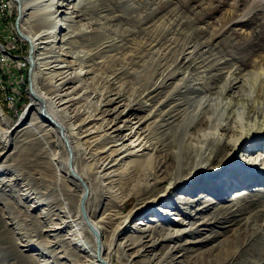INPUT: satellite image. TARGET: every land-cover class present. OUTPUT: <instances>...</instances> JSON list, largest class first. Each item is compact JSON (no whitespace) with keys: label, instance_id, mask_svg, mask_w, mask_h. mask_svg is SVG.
<instances>
[{"label":"rangeland","instance_id":"rangeland-1","mask_svg":"<svg viewBox=\"0 0 264 264\" xmlns=\"http://www.w3.org/2000/svg\"><path fill=\"white\" fill-rule=\"evenodd\" d=\"M20 2L0 0L8 9L2 20L12 28H6L7 39L14 43V47L0 48V60L15 66V70H9L6 65L5 70L0 65V264H81L85 251L79 249L70 228H50L58 225L56 216L64 208L73 213L78 210L86 188L90 195L85 205L80 201V211L83 218L85 210L100 223L104 257L112 243L111 264H264V237L263 243L259 235L252 243L245 241L250 230L243 229L245 218L251 215L256 218L254 228L264 227V178L244 179L225 187L220 178L196 173L189 183L178 182L168 199L142 206L170 179L176 182L187 174L176 129L165 127L163 134H158L155 124L152 127L171 104V94L181 90V74L153 91L151 106L135 103L114 119L115 126L132 117L143 121L141 129L155 145L149 164L138 165L131 157L119 160L123 154L120 151L102 152L106 144L102 139L79 144L73 135L74 128L88 119L87 126H101L96 114L102 94L120 92L133 98L139 84L146 92L151 85L143 83L144 76L169 45H188L187 50L192 46L197 66L214 64L207 75L218 71V62L209 63L213 58L237 61L249 52L263 51L264 0H95V9L83 1L72 17L61 20L65 24L57 29L67 26L70 31L64 42L62 34L66 30L57 32L52 44L61 64H66L61 75L73 74L79 67L83 70L77 81L64 85L73 88L71 96L75 99L65 111L57 112V119L65 127L72 147L71 164L83 181L57 170L58 160L64 164L68 161L71 169L68 144L30 101L31 86L49 97L56 91L43 79L40 61L35 60L33 65L30 62L32 46L22 35L28 28L18 26ZM0 46H6V38H0ZM180 52L178 49L175 54ZM28 54L30 63L25 67ZM201 70H196L198 76ZM11 81L25 85L26 100L21 105L17 103V88L9 85ZM9 95L13 96L11 104ZM155 108L158 110L150 115ZM253 149L250 155L264 156L263 142L258 141ZM110 159H117V163L110 168L111 174L103 177L102 162ZM180 166L182 173L178 172ZM167 203L184 220L186 229L190 228L187 233L166 238L173 223L148 220L153 207ZM123 221L125 229L117 235ZM138 228L145 231L139 232ZM144 235L145 242L137 244L136 239ZM95 239L98 241L97 235Z\"/></svg>","mask_w":264,"mask_h":264},{"label":"bare ground","instance_id":"bare-ground-1","mask_svg":"<svg viewBox=\"0 0 264 264\" xmlns=\"http://www.w3.org/2000/svg\"><path fill=\"white\" fill-rule=\"evenodd\" d=\"M18 1H21L18 26L26 25L25 29L28 28V30L26 34L22 33V35L29 40L32 46L30 62L33 65L35 60L40 61L43 79L56 91L53 97H49L36 86H31L30 101L37 106L41 114L46 116V122L58 134L57 136L64 138L68 144L70 153L67 150V155L70 156L71 169L67 166L68 161L64 164L58 160L55 163L58 166L57 170L64 171L69 178L83 181L71 164L73 161L72 147L66 135L65 127L57 119V112L65 111L68 104L75 99L71 96V93H74L73 88L69 90L68 87L70 86L64 85L77 81L79 75H82L83 68L79 67L70 75V72L61 75L64 73L63 68L66 67V64H61V60L57 58L58 55L52 51L55 48H52V44L57 32L68 29L67 26L57 29L60 24H65L60 23V21L66 20L69 18L68 16L77 12L80 3L83 1L92 5L90 9H95V0ZM68 9L73 10L68 13ZM101 9V7L98 9L99 12ZM68 31L66 30L62 34L63 42L67 38ZM189 48L188 45L184 47H178L175 44L167 46L166 52L160 58L153 60L150 72L144 76L143 83L151 85L150 88L148 87L149 89L146 88V92L140 90L143 84H139L133 98H128L120 92H109L105 96L102 94L100 96L101 102L97 105L98 114H96V116L98 115L96 118L101 120L99 121L101 126H87V123L90 122L88 119L76 126L74 132L71 130L78 140L76 143L82 142L84 144L86 141L95 142L97 139H102L106 142L102 147V152L120 151L123 154L119 160L131 157V160L136 164L146 165L153 157L155 145L141 129L140 125L143 121H134L135 117H132L123 120L121 125L115 126L114 119L131 110L130 108L135 103L139 102L144 107L151 106L152 94L177 74L182 75L181 90H175V93L171 94L168 98L171 99V104L167 109L162 110L152 127L155 124V131L158 134L164 132L165 127L176 129L174 132L178 137L179 143L177 145H179L178 148L183 161H185L184 169L187 170V174L183 176L184 178L181 176V179L176 182H172L173 178L170 179L166 187L157 191L147 202H142L143 207L168 199L172 188L178 182L189 183L190 177L196 173H202L203 177L206 174L211 179L220 178L225 187L236 182L239 183L244 179L264 178V156L261 157L260 154L250 155V151L254 150L253 148L258 141L264 143V50L254 54L247 52L248 54L237 59V61H232L236 58L229 61L225 58L221 61L213 58L209 63L211 61L218 62V71L207 75V72L213 69L214 64L197 66L196 64L199 62L196 61L197 56L194 55V48L191 46V50H187ZM178 49L181 52L175 54ZM185 50H187L186 53H184ZM79 55L81 54L79 53ZM26 62L30 63L28 59ZM199 67L202 68L201 76L196 73ZM110 106L112 107L110 108ZM120 107L123 108L120 110ZM156 110L158 108L150 111L149 114H155ZM123 130H127V132L122 133ZM9 132L6 137L9 136ZM243 155L246 156L242 158ZM116 160L112 162L110 159L102 162L101 172H105L102 173L103 177L111 174L110 168L117 163ZM190 163L192 165L189 167ZM184 169L180 166L178 172L182 173ZM88 190L87 188L86 191L82 190V199H79L78 210L73 213L64 208L62 214L56 216L58 221L56 224L58 225L52 226L50 230L54 231L58 229V226L59 228L64 226L70 228L72 237L77 241L79 249L85 251L81 264H111L112 243L106 248L107 255L104 257L105 245L101 241L100 223L88 216L85 210L83 218L80 211V201L81 204L85 205L90 195ZM171 206L167 203L163 207L160 205L153 207L151 217L148 218L149 221L165 220L168 223H173L172 226L169 225L170 227L166 231V238L181 236L190 229H186L184 220L181 221L179 214H175ZM255 220L256 218L252 215L244 220V231L250 230L245 241L252 243L254 237L259 235L263 243L264 227L254 228L256 226ZM125 221L117 229L118 231L116 230L117 235L124 231ZM137 224L145 226L143 221H137ZM138 230L142 233L145 231L143 228H138ZM95 234L98 241L95 239ZM143 238H147V236L144 235L140 239H136L137 244L145 242Z\"/></svg>","mask_w":264,"mask_h":264},{"label":"built area","instance_id":"built-area-1","mask_svg":"<svg viewBox=\"0 0 264 264\" xmlns=\"http://www.w3.org/2000/svg\"><path fill=\"white\" fill-rule=\"evenodd\" d=\"M7 10L8 9L6 7H2V5L0 3V38H6V46H0V48L14 47V43L9 42V40L7 39V33H6L7 29H8V31H11L12 28L9 27V25H3L2 24V16H3V14H5L7 12ZM26 52H28V50H27V44H26ZM26 55H25V67H28V66H26V65H28V63L26 61L29 58V54H28V56H26ZM0 65H3V69L6 70V65H10V64H7L5 61L0 60ZM1 77L2 76H0V81L2 79ZM9 99H10V104H11L12 101H13V96L12 95H9Z\"/></svg>","mask_w":264,"mask_h":264},{"label":"trees","instance_id":"trees-1","mask_svg":"<svg viewBox=\"0 0 264 264\" xmlns=\"http://www.w3.org/2000/svg\"><path fill=\"white\" fill-rule=\"evenodd\" d=\"M2 24H3V25H8V22H7L6 20H2ZM10 62H12V61H10ZM9 67H10L9 70H12V69L15 70V66H14L13 63H10ZM6 70H7V69H6ZM10 74H12V72H10ZM6 75L10 76V75L7 74V73H6ZM6 75H5V76H6ZM14 76H15V75H14ZM11 77H12V76H11ZM24 82H25V83L27 82L26 78H25ZM9 85H12L14 88H17V90H18V94H17V103L21 105V103L24 102V101L26 100V96H25V94H24L25 91L23 90V88L25 87V85L20 84V83H16V82H13V81H11V84H9ZM18 100H19V102H18Z\"/></svg>","mask_w":264,"mask_h":264}]
</instances>
